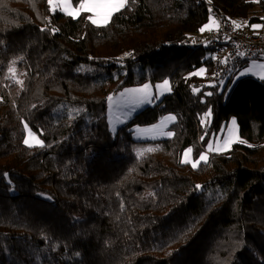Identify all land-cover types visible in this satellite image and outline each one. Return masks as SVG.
<instances>
[{
  "label": "trees",
  "instance_id": "1",
  "mask_svg": "<svg viewBox=\"0 0 264 264\" xmlns=\"http://www.w3.org/2000/svg\"><path fill=\"white\" fill-rule=\"evenodd\" d=\"M254 9L264 0H128L96 26L0 0V264H264V81L209 86L212 50L183 43L213 15L250 27ZM164 80L170 93L111 133L108 97ZM166 115L172 136L131 138ZM230 118L251 146L181 162ZM25 123L44 147L23 143Z\"/></svg>",
  "mask_w": 264,
  "mask_h": 264
},
{
  "label": "rangeland",
  "instance_id": "2",
  "mask_svg": "<svg viewBox=\"0 0 264 264\" xmlns=\"http://www.w3.org/2000/svg\"><path fill=\"white\" fill-rule=\"evenodd\" d=\"M249 1H253V2H257L259 0H249ZM79 2L80 0H77V2L74 4L72 0H68V8L72 9V10H76L79 8ZM50 6V10L51 13H55V12H61L65 15H68L67 12L64 9V6L59 2V0H53V4L49 5ZM254 14H257L258 17H261V12L259 9H254L253 11ZM80 13H78L79 15ZM260 14V15H259ZM77 15V16H78ZM89 16H91V13H88ZM69 16V15H68ZM72 17V16H71ZM215 20L216 23L213 24L211 21ZM230 20V19H228ZM235 25H241L243 28L248 29L249 28V24L247 25V20L245 21H240V23H236L233 22ZM217 24L218 21L216 20V18H214L213 16L209 17V20L207 22V25L209 27H207L208 29L204 30V32H200L199 34H208L209 32H213L216 28H217ZM255 25V24H253ZM257 26V24H256ZM214 27V28H211ZM201 69H203L204 71H201ZM241 71V70H240ZM240 71L233 77V81L241 78L244 75H241L243 72L240 73ZM195 75L199 76V77H203L206 75V70L204 68H200L197 71H195ZM163 83L160 82L156 85H161ZM207 83V81H206ZM149 84V83H147ZM144 85V84H143ZM141 86H128V87H124L122 88L119 92H117L114 96H111L113 99L111 101L108 100V104H107V117H108V126H109V130L111 131V133L116 134L117 130L121 127H123L124 125H126L137 113L141 112L143 109H145L146 107H151L155 104H158L162 101V99L164 98L165 95L169 94L171 91L170 88V84L168 85V87H161V88H156V85H151L149 84V101L150 102H145L144 104L136 107V108H130L127 106H124L122 103H120V106H117L118 102L121 101V97H120V93L126 89H134V88H140ZM167 116H172V115H166L164 117H162L156 124L154 125H149V126H135L132 129V134H131V138L134 141L137 142H155L158 140H162L165 138H168L170 136L167 135H163V136H156L155 138L152 137L151 133L145 132L143 131L144 129H148V128H152L155 125H158L165 117ZM119 118V119H118ZM235 119V118H230L226 124V126H224L223 128L219 129L216 133H214L210 140L209 143L212 144V151H207V149L205 148V153L206 155H208L210 152H218L216 150V148L219 146L220 150L219 151H227L229 150L233 144L235 143H242L245 145H249L247 142H245L244 140H242L239 135H238V126H237V122L235 125H233L231 123V121ZM206 119H202V124L203 122H205ZM236 120V119H235ZM174 120H170L167 121L165 124V132H169L168 131V127L169 125L173 122ZM230 137H234L236 138L235 141L227 148L224 149L223 148V141L226 139H229ZM25 138H28V132L26 131V136ZM243 141V142H241ZM208 143V144H209ZM149 149V146H142L138 149V152L143 151L144 149ZM187 150H185L184 152H186ZM183 152V154H184ZM182 154L181 157V161L184 158ZM189 161L195 160L192 157V154L189 153L188 157ZM202 162V161H201ZM191 165V163H189Z\"/></svg>",
  "mask_w": 264,
  "mask_h": 264
},
{
  "label": "built area",
  "instance_id": "3",
  "mask_svg": "<svg viewBox=\"0 0 264 264\" xmlns=\"http://www.w3.org/2000/svg\"><path fill=\"white\" fill-rule=\"evenodd\" d=\"M213 17L218 21L213 32L188 35L183 43L189 46L203 45L212 50L207 84L223 87L225 81L236 75L248 61L264 58V16L256 23L258 27L250 26L248 29H238L231 20H221L217 15Z\"/></svg>",
  "mask_w": 264,
  "mask_h": 264
},
{
  "label": "snow or ice",
  "instance_id": "4",
  "mask_svg": "<svg viewBox=\"0 0 264 264\" xmlns=\"http://www.w3.org/2000/svg\"><path fill=\"white\" fill-rule=\"evenodd\" d=\"M59 2L64 6L65 11L69 16H72L73 18H76L78 13H91V16L88 17L90 22L93 25L96 26H102L106 25L107 23L110 22L111 17L119 12L122 8H124L128 0H80L79 2V8L76 10H72L68 8V0H59ZM49 5L53 4V0H48ZM213 24L216 23L215 20L211 21ZM209 27L208 25L202 26L199 31L204 32L205 28ZM239 27V25H237ZM253 28H256L258 26L253 25L251 26ZM44 30V29H41ZM240 55H243L240 53ZM15 61L12 62V65L8 67V72L15 77ZM201 71H204L201 69ZM261 79H264V76L260 77ZM17 83L23 84V81L17 80ZM169 81L164 80L161 85H156V88H161V87H168ZM215 85H213L214 87ZM149 84H144L140 88H134V89H126L120 93L121 101L118 102L117 106H120V103H122L124 106L130 107V108H136L145 102H150L149 101ZM206 95H212L211 92L206 93ZM113 98L111 96L108 97V100L111 101ZM205 115H211V110H209ZM119 119V118H118ZM170 120H175L174 116H167L165 117L158 125H155L152 128L144 129L143 131L151 133L152 137L155 138L156 136H172V132H165V124L167 121ZM233 125L236 124V120L233 119L231 121ZM24 128L28 132V138H25L23 140V143L29 147H44L45 144L44 142L37 138V136L32 132V130L29 128V125L27 123L24 124ZM203 139V138H202ZM236 138L230 137L229 139H226L223 141V148L227 149L234 141ZM243 142V141H241ZM251 146V145H249ZM207 151H212V144L209 143L206 145ZM217 151L220 150V147L218 146L216 148ZM147 151H152V149H147ZM193 149L188 148L186 152H184L183 156L184 158L182 159V163L184 164H189L191 163V166L195 169L198 164L201 161L207 162V155L205 152H202L199 154L198 158L192 161H189L188 154L192 153ZM143 155V152H138L137 157L139 158L140 156ZM196 188H202L203 186L201 185H196Z\"/></svg>",
  "mask_w": 264,
  "mask_h": 264
},
{
  "label": "crops",
  "instance_id": "5",
  "mask_svg": "<svg viewBox=\"0 0 264 264\" xmlns=\"http://www.w3.org/2000/svg\"><path fill=\"white\" fill-rule=\"evenodd\" d=\"M205 25H207V23ZM211 28H214V27H211ZM206 29L208 28H205V30ZM240 70H239L240 73L243 72L241 75L252 76L254 78L264 81V79L260 78L261 76H264V61L261 59H253V60L248 61L246 64H244L240 68Z\"/></svg>",
  "mask_w": 264,
  "mask_h": 264
}]
</instances>
